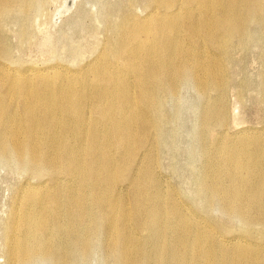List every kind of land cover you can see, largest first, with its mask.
I'll return each instance as SVG.
<instances>
[{"label":"bare ground","instance_id":"6f19581e","mask_svg":"<svg viewBox=\"0 0 264 264\" xmlns=\"http://www.w3.org/2000/svg\"><path fill=\"white\" fill-rule=\"evenodd\" d=\"M33 1L0 0V23L22 2L28 15ZM148 3L144 17H121L94 58L78 69L22 70L0 63V163L53 181L20 191L14 200L4 231L7 264L41 258L72 264L93 250L103 226L107 249L121 264H264V229L255 231L264 228L262 134L229 140L226 132L204 146L200 192L243 221L233 241L198 221L156 172L169 130L166 104L179 98L187 80L206 100L201 136L216 131L213 124L227 123V63L253 38V25L264 28V0ZM5 42L0 36V59L6 60ZM212 92L217 97L210 100ZM143 228L149 235L136 233Z\"/></svg>","mask_w":264,"mask_h":264},{"label":"rangeland","instance_id":"374dc122","mask_svg":"<svg viewBox=\"0 0 264 264\" xmlns=\"http://www.w3.org/2000/svg\"><path fill=\"white\" fill-rule=\"evenodd\" d=\"M22 4L25 7L24 2L17 4V8L14 7L15 9H13L12 13H9V16L8 14L5 15L0 23V36L4 42L6 41L5 43L8 45L7 47L10 51L9 59H0V63L22 70L29 68L40 70L56 65L72 70L78 69L94 58L96 49L99 46L98 44L107 39L110 28L113 25H117L121 17L127 13H132L142 18L150 10L147 7L149 6L148 0H34L32 6L29 8L28 15H24L22 13L24 7H20ZM144 5L145 7H143ZM23 17L27 18L24 19ZM253 26L251 27L253 38L249 40L245 46L246 48H236L237 54L233 51L234 54L230 57L231 61L227 63V74L230 81L225 93L227 94L225 98H227L224 99V101L226 100L224 102L227 106L226 109H228L227 123L218 127L213 124L211 127L215 128L216 126V131L215 129H211L206 137L203 136V133L201 136V132H203L201 129L203 127L202 115L200 113L203 112L206 100L195 89L194 82L191 79L187 80L181 86L179 98L177 100L169 99L166 104L168 106V109L166 108L168 110L166 111L168 114L167 122L169 121L166 129L169 128V130L167 129L164 132L161 153L159 154L161 160L159 159V166L156 169L158 176L160 174L159 180L163 182L166 189L169 188V190H175L178 193V199L184 208L186 210L188 208L187 211L192 213L198 221L210 223L209 225L216 228L219 232L220 239L227 242L233 241L237 236H241L242 233L240 231L243 229V221L226 211L223 203L220 204V201H215V205L214 202H210L200 192V184L204 178L207 163L205 161L207 160V154L204 153L206 152V147L204 148V146L216 144L223 133L226 132L230 135L228 138L232 137L229 140H235V137L243 134H249L248 136H255L257 134L259 136L262 134L261 136L264 137V105H262L264 104V71H262L264 70V28L261 25H258V27L257 25ZM3 32L5 34H2ZM261 57H263L262 60ZM237 61L239 64L242 62L240 66ZM261 74L263 78H261ZM245 80L246 82L244 83ZM0 89L2 93V88ZM216 97L217 94L215 92L210 94V100ZM169 115L172 119L168 117ZM173 120L175 123H173ZM233 135H235L234 138ZM11 164L10 162L6 163V161H1L0 163V264H7L5 252L3 251L5 249L4 235H6L4 231L10 221L12 204L21 193L20 191L24 192L33 186L47 185L51 187L53 185V181L45 176V174L39 175L30 170L24 171L20 166L14 163L13 165ZM220 207L226 212L221 210ZM260 227L262 226L255 227V231L258 233L263 232L264 228ZM137 230L142 231H138V233ZM137 230L136 233L140 236L144 235L143 237H145L149 235V231L145 228ZM94 240V245H92L93 250L91 248V251L84 258L78 256L79 260L76 262V258L72 264H121L115 255H111L107 249L108 241L104 226L95 236ZM47 260L49 259L41 258V260L35 261L32 264H50Z\"/></svg>","mask_w":264,"mask_h":264}]
</instances>
